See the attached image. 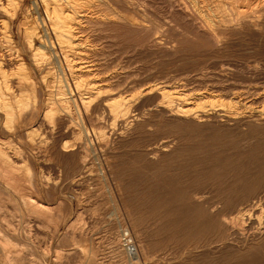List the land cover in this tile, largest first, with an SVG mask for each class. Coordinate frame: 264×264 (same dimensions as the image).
Instances as JSON below:
<instances>
[{
    "label": "rangeland",
    "instance_id": "374dc122",
    "mask_svg": "<svg viewBox=\"0 0 264 264\" xmlns=\"http://www.w3.org/2000/svg\"><path fill=\"white\" fill-rule=\"evenodd\" d=\"M135 1L138 12L140 10L139 17L147 19L145 23H153V19L160 18L154 22L163 20L161 23L169 24L171 18V24H175L177 29L167 30L162 37H176L177 34L176 39L182 40L181 50L178 49L179 54L175 56H168L154 46L136 44L141 39L134 33L113 38L112 30L103 31L96 27L93 33H101L95 35L98 39L94 43L99 48L96 57L99 56L104 64L105 73L117 71L115 79L118 78L122 86L135 87L134 91L149 82H163L179 90L183 87L188 92H203L210 101L229 102L234 105L232 109L238 107L239 111L247 110L244 102L251 101V107L264 104V96H260L264 95V23L257 28L250 27L253 32L249 28L230 34L233 36H228L224 46L218 47L205 39L193 41L192 34L183 32L180 18L171 12L170 0ZM176 19L178 23L174 22ZM117 41L122 44L133 42V46L124 48L115 44ZM98 116L101 117V112ZM96 118L97 115L91 122L86 121L89 131L101 127ZM151 120V125L139 131L137 138L110 140L109 157L103 153L91 131L90 138L95 146L91 142L89 157L86 156L90 171L84 176L75 174L73 184L64 168L56 165L52 156L44 152L41 159L46 164L43 165L45 168L40 167L42 170L38 169L39 174L57 184L51 185L44 193L37 191L31 174L35 164L25 161L33 178L24 173L15 183L24 194L28 187L38 203L50 206L46 208L49 220L44 216L37 221L32 215L22 216L21 211L14 210L13 203H22L23 198L11 191L15 187L7 188L0 175V198L5 202L0 209V228H7L6 220L11 222V229L5 236L8 240L5 247L14 255V264H129L119 242L123 229H129L134 237L141 253V264H264V237L256 232L260 225L264 230V223L261 224L264 222L261 216L264 202L255 205V215L251 219L247 215L242 218L244 224L232 223L229 218L234 217L238 209H251L256 197L264 193V183L249 195L234 199L235 208H227L225 215L217 214V210L223 207L221 196L231 197L235 193L232 190L236 188L241 189L239 196L245 194L251 177L264 173V117H257L247 126L232 120L210 122L211 125H189L167 119L155 111ZM101 129L107 131L110 127ZM170 131H178L183 137L176 139ZM23 138L3 137L0 144L7 142L16 147ZM164 139L176 140V145L167 152L148 154V148ZM96 154L100 159H96ZM108 162L114 173H110L109 168L103 172V166H108ZM218 173L223 176L219 177ZM118 180L123 187L117 186ZM3 234L1 231L0 235ZM186 241H192L198 247L187 248Z\"/></svg>",
    "mask_w": 264,
    "mask_h": 264
},
{
    "label": "bare ground",
    "instance_id": "6f19581e",
    "mask_svg": "<svg viewBox=\"0 0 264 264\" xmlns=\"http://www.w3.org/2000/svg\"><path fill=\"white\" fill-rule=\"evenodd\" d=\"M170 1L171 12L180 18V26L183 32L192 34L193 41L199 42L201 39H205L212 45H218V47L225 43L224 41L230 34L240 30L245 31L250 27L257 28L264 23V0ZM139 15L140 10L138 12L135 0H0V139L3 137L16 139L24 136L23 140L20 141L21 145L18 144L16 147L11 143L6 144L7 142L0 144V175L5 180L7 188L15 187L11 191L14 194L19 193L23 198L22 203H13V209L21 211L22 216L23 214L32 215L37 221H41L45 216L49 220L50 216H47L49 214H47L46 208L50 206L38 203L37 198H33L30 192L32 190L28 187V192L25 194L18 189L15 182L20 181V175L26 173L30 179L33 178V175L35 188L43 193L51 185L55 186L57 183H51L38 171L40 167L46 164L41 159V154L46 152L56 161V165L64 168L66 176L71 177L69 181L73 184L75 174L83 175L90 171L88 167L90 162L87 161L86 156H88L90 144L93 142V139L90 138L92 137L91 131L97 137L93 136L98 142L97 144L101 145L102 148H100L103 153L109 157L112 146L110 140L137 138L136 135L139 131L141 132L146 126L151 125L155 111L167 119L189 125L232 120L247 126L252 121L255 122L257 117H264V104L251 107V101L248 102L250 104L244 102L247 110L239 111L238 107V109H232L234 105L229 102L215 103L212 102L213 98H210L212 100L210 101L203 92H188L183 87L179 90L176 86H170V83L167 85L163 82L155 83L154 81H152L154 83L143 84L144 86L142 85L134 91L135 87L132 89V87L122 86L120 80L115 79L118 75L117 71L105 73L104 64L99 60V56L96 57L99 53V48L94 43L98 39L95 36L98 32L93 33L96 27L103 31L112 30L113 38H119L128 32L134 33L133 35H137L141 39V42L137 41L136 44L154 46L158 51L168 56H175L179 52L178 49L181 50L179 46L182 40L181 38L176 39L177 34L176 37H174L175 35L170 38L162 37L167 30L170 32V30L177 29L175 24H171V18L168 20L170 21L169 24L166 22L168 24L166 26L165 22V24L161 23L163 20L159 23L154 22L160 18L153 19V23L148 24L144 22L147 19L145 17L140 18L142 16L139 17ZM174 22L178 23L177 19ZM252 29L250 28L251 31ZM255 33L257 34V32ZM115 44L124 48L133 46V42L122 44L119 41ZM260 96L263 97L264 95ZM99 112H101V117L98 116ZM96 115L99 125L105 129L109 126L110 129L106 131L100 127L89 131L86 121L91 122ZM170 134H173L176 139L183 137L178 131H170ZM69 137L72 138L68 139ZM87 141L90 142L89 145ZM175 143L176 140L164 139L160 144L148 148V154L155 155L157 152H167L176 145ZM96 156V159H100L98 154ZM25 161H30V163L32 161V164H35L32 175L29 167L24 164ZM109 161L111 160L109 159ZM100 164L102 169V163ZM56 165L53 166L57 167ZM104 166V173L108 168L110 173H114L109 162L108 166L106 165L105 168ZM241 173L243 172L241 171ZM218 176L222 177L223 174L218 173ZM251 178L245 194L239 196L241 189L236 188L232 190L235 193L231 194V197L221 196V200H219L222 201L223 207L217 210V214L225 215L224 212L227 208H235L234 199L249 195L256 191L262 182L264 183V173H258ZM117 186L123 187L121 180H118ZM177 193L179 195V192ZM61 197L63 196L61 195ZM256 198L257 200H254L251 209H238L234 217H229L231 222L241 223L245 215L251 219L255 215V205L257 203L261 205L264 202V193ZM4 203L0 198V209ZM261 214L264 217V212L261 211ZM6 222L7 228H0V232H4L3 236L0 235V264H14V255L5 247V242L8 241H6L5 236L11 229V222L9 220ZM212 223L214 222L212 221ZM256 232L258 236L264 237V230H262L261 225ZM119 239L121 250L127 260L141 264L139 257L136 260L129 257L123 246L121 235ZM222 243H224V239ZM185 244L187 248L191 249L198 247L192 241H186ZM217 261L219 260L217 259Z\"/></svg>",
    "mask_w": 264,
    "mask_h": 264
},
{
    "label": "built area",
    "instance_id": "2783aa9c",
    "mask_svg": "<svg viewBox=\"0 0 264 264\" xmlns=\"http://www.w3.org/2000/svg\"><path fill=\"white\" fill-rule=\"evenodd\" d=\"M121 239L129 257L136 260L139 257L138 247L129 229H123L121 231ZM129 264H135V262L132 261Z\"/></svg>",
    "mask_w": 264,
    "mask_h": 264
}]
</instances>
